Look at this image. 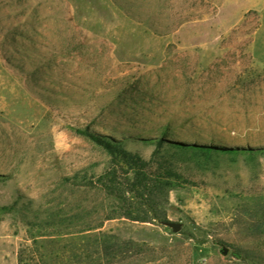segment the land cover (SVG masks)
Listing matches in <instances>:
<instances>
[{
  "label": "rangeland",
  "instance_id": "rangeland-1",
  "mask_svg": "<svg viewBox=\"0 0 264 264\" xmlns=\"http://www.w3.org/2000/svg\"><path fill=\"white\" fill-rule=\"evenodd\" d=\"M115 1L0 0V264H80L100 235L165 254L143 264H264V0Z\"/></svg>",
  "mask_w": 264,
  "mask_h": 264
},
{
  "label": "trees",
  "instance_id": "trees-1",
  "mask_svg": "<svg viewBox=\"0 0 264 264\" xmlns=\"http://www.w3.org/2000/svg\"><path fill=\"white\" fill-rule=\"evenodd\" d=\"M79 135L89 138L90 140L105 146L113 158L123 165L127 166L131 171H141L142 173V182L148 183V178L146 176L145 170L149 167V162L144 160L136 152H132L124 148L119 144L106 143L103 138L89 129H78L76 131ZM164 143H167L177 150L179 153L185 155H192L196 157H212V156H221L225 154H236V150H224L223 148H209L199 145H189L186 143H181L177 141H165L160 140L158 144L159 150H156V153H160L161 148ZM155 155V154H154ZM164 159V158H163ZM173 163L164 159L162 162H158V170L160 174L158 179H153L156 183V186L159 189L165 188L170 185L168 181H165L164 178H181V175L178 174L173 168ZM151 181V180H150ZM147 186V185H145ZM101 238V247L94 253H83L80 255L81 263L80 264H143L157 259H163L164 253L159 254L157 251H154L145 245L136 243L135 241L129 240L126 242H121L117 237H102ZM181 259V255H170L168 261L176 262ZM23 264V261L21 260Z\"/></svg>",
  "mask_w": 264,
  "mask_h": 264
},
{
  "label": "water",
  "instance_id": "water-1",
  "mask_svg": "<svg viewBox=\"0 0 264 264\" xmlns=\"http://www.w3.org/2000/svg\"><path fill=\"white\" fill-rule=\"evenodd\" d=\"M168 225L170 227H172L175 232H179L181 230V224H179V223H168ZM222 253L224 255H227L228 254V250L226 248H224Z\"/></svg>",
  "mask_w": 264,
  "mask_h": 264
},
{
  "label": "crops",
  "instance_id": "crops-1",
  "mask_svg": "<svg viewBox=\"0 0 264 264\" xmlns=\"http://www.w3.org/2000/svg\"><path fill=\"white\" fill-rule=\"evenodd\" d=\"M65 1V5L68 7L70 2L69 0H64ZM110 2H112V4L116 7H119V4H117V2L115 0H110ZM122 7V6H121Z\"/></svg>",
  "mask_w": 264,
  "mask_h": 264
}]
</instances>
